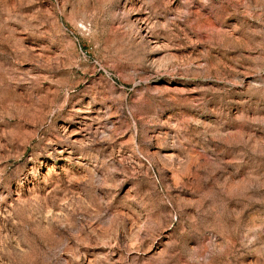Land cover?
I'll use <instances>...</instances> for the list:
<instances>
[{
    "label": "rangeland",
    "instance_id": "374dc122",
    "mask_svg": "<svg viewBox=\"0 0 264 264\" xmlns=\"http://www.w3.org/2000/svg\"><path fill=\"white\" fill-rule=\"evenodd\" d=\"M0 264H264V0H0Z\"/></svg>",
    "mask_w": 264,
    "mask_h": 264
}]
</instances>
